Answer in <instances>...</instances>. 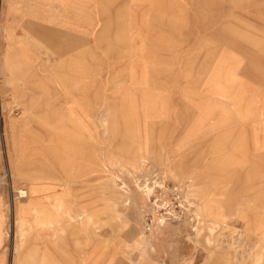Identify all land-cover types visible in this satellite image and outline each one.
Here are the masks:
<instances>
[{
    "label": "rangeland",
    "instance_id": "374dc122",
    "mask_svg": "<svg viewBox=\"0 0 264 264\" xmlns=\"http://www.w3.org/2000/svg\"><path fill=\"white\" fill-rule=\"evenodd\" d=\"M75 130L76 184L32 182ZM0 179V264H249L227 245L264 243V0H0Z\"/></svg>",
    "mask_w": 264,
    "mask_h": 264
},
{
    "label": "crops",
    "instance_id": "0c3cea01",
    "mask_svg": "<svg viewBox=\"0 0 264 264\" xmlns=\"http://www.w3.org/2000/svg\"><path fill=\"white\" fill-rule=\"evenodd\" d=\"M154 85V84H151ZM64 88L66 87V85H63ZM131 86L132 87V83H129V85H127V88L125 86H117V87H111V92L108 96H106V103H107V107H105L108 111V115L110 116V118H112V120L114 118L117 117H122L123 120L132 116L130 112H128V103H126V101H130V98L132 97V99L134 100V95L129 94L127 91V95L124 96V88L126 90L129 89V91L131 90ZM138 86V85H137ZM135 87V86H134ZM155 87H159V86H154ZM71 89L68 90L67 92H65V96L69 93L73 94L76 93V88H74V93L72 92L73 88L70 87ZM69 89V88H68ZM123 92V93H122ZM135 95H137V93H134ZM101 102L100 100H97ZM153 104L151 105V107L149 108L150 111H147V114H151V115H155L157 113V111H153L155 109V105L156 103H158L157 101H152ZM99 102H94L93 107L95 108V105L98 104ZM127 105V106H126ZM99 106V105H98ZM119 110H118V109ZM152 112V113H151ZM136 116L135 114H133L132 117ZM150 117V116H149ZM133 126L132 124L129 125V127ZM6 130L7 127L3 126V133H5V137H6ZM127 130V129H126ZM129 130V128H128ZM62 146H63V151L62 156H57V162L54 164L53 167L57 168V171L55 170H50V167L48 165H45L44 163H42V165L40 166L41 168L45 169L44 173H40L38 174L36 172V166L39 167V162L36 160L35 156L37 155V150H34V152L32 153V159L30 161L31 165L33 168H35L32 172V178L30 180H32V182H36L35 180H39V179H47L50 182H56L54 180H58L57 178H64L65 183H71V184H76V130L74 131V133H70L68 135H66V137L62 140ZM52 155H54V153H52ZM17 161H13L12 160V165L15 164L18 165V163H21L22 161V156L20 154ZM63 160V161H61ZM59 164V165H58ZM137 161L133 159L131 165H136ZM52 168V167H51ZM41 171V170H40ZM48 172H51V174L49 173V175H47ZM60 173V174H59ZM36 175V176H35ZM40 175V176H38ZM43 175V176H42ZM38 176V177H37ZM182 180V179H181ZM178 180L177 182H181L183 185L185 184L184 181L182 180ZM184 188V187H183ZM185 198L187 199L188 196L186 194V191L184 193ZM189 200L187 199V202ZM195 238L197 239V243L199 242L200 237L202 238V240L205 242L206 245H211L213 242H215V244L218 246L221 243V239H218V237L220 236L219 234H221L220 232L216 234L217 231V226L218 223L215 221H206L204 220L203 216H202V211H201V207L196 208L195 209ZM21 216V215H20ZM200 218V219H199ZM222 222H224V218H222ZM27 226V223H26ZM30 228L29 229H24V230H29L31 231L32 229H34L32 227V223L30 224ZM138 240V239H137ZM139 241V240H138ZM230 242V241H229ZM228 247H232L234 249V253L235 254V259L240 260L244 263V257L242 256L243 253L247 256L250 257V263L249 264H259L262 263L264 264V243L260 244V243H255L252 246L253 248V253L252 256L249 255L248 253V249L250 246H248V248H245V245L242 243V241L240 240H231L230 243H228L227 245ZM245 249V251H243L242 249ZM241 255V256H237V255ZM245 256V258H246ZM243 257V258H242ZM127 264H129L128 261H126Z\"/></svg>",
    "mask_w": 264,
    "mask_h": 264
},
{
    "label": "bare ground",
    "instance_id": "6f19581e",
    "mask_svg": "<svg viewBox=\"0 0 264 264\" xmlns=\"http://www.w3.org/2000/svg\"><path fill=\"white\" fill-rule=\"evenodd\" d=\"M178 184H179L178 186H182L181 189H182V192H183V184H182L181 182H178ZM120 187H121V186H120ZM121 188H122V187H121ZM145 188H146V187H145ZM144 190H145V189H144ZM146 191H149V189H147ZM146 193H148V192H146ZM146 193H145V194H146ZM17 194H18L17 196H18L19 198H22V197H26V196H27L26 192L23 191V190H19ZM183 198H184V195H183ZM19 239H20V238H19Z\"/></svg>",
    "mask_w": 264,
    "mask_h": 264
},
{
    "label": "built area",
    "instance_id": "2783aa9c",
    "mask_svg": "<svg viewBox=\"0 0 264 264\" xmlns=\"http://www.w3.org/2000/svg\"><path fill=\"white\" fill-rule=\"evenodd\" d=\"M3 179V178H2ZM0 182H1V179H0ZM174 190L176 191V193H178V191H179V186H176L175 188H174ZM146 229H151V225H149V222L147 221L146 222Z\"/></svg>",
    "mask_w": 264,
    "mask_h": 264
}]
</instances>
